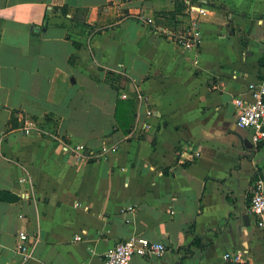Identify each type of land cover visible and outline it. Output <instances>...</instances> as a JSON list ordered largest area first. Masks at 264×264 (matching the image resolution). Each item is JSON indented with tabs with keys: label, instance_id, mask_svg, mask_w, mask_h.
Here are the masks:
<instances>
[{
	"label": "crops",
	"instance_id": "0c3cea01",
	"mask_svg": "<svg viewBox=\"0 0 264 264\" xmlns=\"http://www.w3.org/2000/svg\"><path fill=\"white\" fill-rule=\"evenodd\" d=\"M257 82L264 0H0V264H23L21 232L26 264H105L132 236L166 247L132 264H264V143L234 105Z\"/></svg>",
	"mask_w": 264,
	"mask_h": 264
},
{
	"label": "built area",
	"instance_id": "2783aa9c",
	"mask_svg": "<svg viewBox=\"0 0 264 264\" xmlns=\"http://www.w3.org/2000/svg\"><path fill=\"white\" fill-rule=\"evenodd\" d=\"M190 13L205 14L203 9L197 10L190 7ZM193 41L189 47L197 52L202 43V34L196 31L193 35ZM179 43L187 45L188 42L179 40ZM198 64V59L195 60ZM251 96L250 101H245L237 98L234 105L237 109V126L241 129H250L253 131V142L255 145L264 143V82L252 83L248 87ZM32 127L28 126L24 129V134L29 135ZM63 150L71 154L77 161L88 162L96 160L106 153L107 148H103L99 155L91 152L87 153L85 145H74L68 141H62ZM21 183L26 180L21 179ZM136 212L134 207H128L123 212ZM251 212L259 219L264 218V180L259 179L251 189ZM76 241H81L82 237H76ZM37 243V239L31 240L27 233L21 232L18 234V243L16 251L22 259V263L26 264L32 257V252ZM166 253V247L162 243L151 241L143 236H132L129 239L116 244L109 249L105 255V264H132L135 257H146L155 255L162 257ZM224 264H246L241 254L226 253L223 257Z\"/></svg>",
	"mask_w": 264,
	"mask_h": 264
},
{
	"label": "trees",
	"instance_id": "16d2710c",
	"mask_svg": "<svg viewBox=\"0 0 264 264\" xmlns=\"http://www.w3.org/2000/svg\"><path fill=\"white\" fill-rule=\"evenodd\" d=\"M183 10H184L183 6L182 5L181 6L178 5L177 9H176V12H181ZM171 16L175 17V14H172ZM129 107H130L129 103L120 102L119 101L117 103V108H116V120H117V122L119 124V127L124 129L126 132H130L133 129L132 123L129 120V118L127 117V116L130 117L133 114V112H131ZM182 165L186 166V163H184L182 161ZM0 199L7 200V199H10V198H6V196H1V194H0Z\"/></svg>",
	"mask_w": 264,
	"mask_h": 264
},
{
	"label": "water",
	"instance_id": "95a60500",
	"mask_svg": "<svg viewBox=\"0 0 264 264\" xmlns=\"http://www.w3.org/2000/svg\"><path fill=\"white\" fill-rule=\"evenodd\" d=\"M246 220H247V218H246Z\"/></svg>",
	"mask_w": 264,
	"mask_h": 264
}]
</instances>
